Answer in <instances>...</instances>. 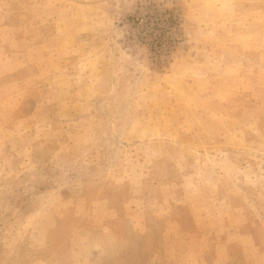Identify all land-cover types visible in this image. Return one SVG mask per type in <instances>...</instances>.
Segmentation results:
<instances>
[{
	"label": "rangeland",
	"instance_id": "obj_1",
	"mask_svg": "<svg viewBox=\"0 0 264 264\" xmlns=\"http://www.w3.org/2000/svg\"><path fill=\"white\" fill-rule=\"evenodd\" d=\"M0 264H264V0H0Z\"/></svg>",
	"mask_w": 264,
	"mask_h": 264
}]
</instances>
